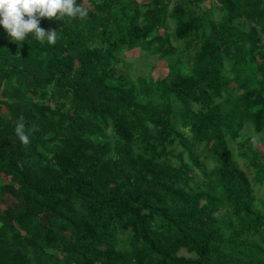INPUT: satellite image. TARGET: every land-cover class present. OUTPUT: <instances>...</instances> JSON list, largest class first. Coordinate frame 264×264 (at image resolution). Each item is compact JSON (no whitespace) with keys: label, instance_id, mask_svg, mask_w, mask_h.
I'll return each mask as SVG.
<instances>
[{"label":"trees","instance_id":"1","mask_svg":"<svg viewBox=\"0 0 264 264\" xmlns=\"http://www.w3.org/2000/svg\"><path fill=\"white\" fill-rule=\"evenodd\" d=\"M85 1L0 0V264H264V0Z\"/></svg>","mask_w":264,"mask_h":264},{"label":"rangeland","instance_id":"2","mask_svg":"<svg viewBox=\"0 0 264 264\" xmlns=\"http://www.w3.org/2000/svg\"><path fill=\"white\" fill-rule=\"evenodd\" d=\"M146 1L149 0H135V2L141 3ZM81 4L86 6L88 5V2L81 0ZM201 4L203 8H206L210 6V1L202 0ZM211 16H213L214 20H218L222 15L218 9L213 8L211 10ZM174 45L178 47L179 50H182V42H174ZM176 53L179 54L180 52L177 51ZM124 55L125 57L122 59L118 67V72L128 76L134 82L138 77L153 79L155 81L163 80L165 78L167 74V64L164 59H161L158 56V54L147 53L135 49L130 52L126 51ZM258 147L261 151H264V147L261 144H259ZM237 161L242 166V160L237 159ZM246 171L250 170L246 169Z\"/></svg>","mask_w":264,"mask_h":264},{"label":"crops","instance_id":"3","mask_svg":"<svg viewBox=\"0 0 264 264\" xmlns=\"http://www.w3.org/2000/svg\"><path fill=\"white\" fill-rule=\"evenodd\" d=\"M210 1V0H209Z\"/></svg>","mask_w":264,"mask_h":264}]
</instances>
